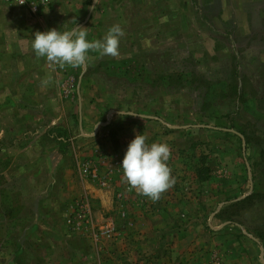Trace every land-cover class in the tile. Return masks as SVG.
<instances>
[{"label": "rangeland", "instance_id": "1", "mask_svg": "<svg viewBox=\"0 0 264 264\" xmlns=\"http://www.w3.org/2000/svg\"><path fill=\"white\" fill-rule=\"evenodd\" d=\"M115 24L83 66L31 46ZM140 133L170 147L156 201L120 167ZM0 264H264V0H0Z\"/></svg>", "mask_w": 264, "mask_h": 264}, {"label": "clouds", "instance_id": "2", "mask_svg": "<svg viewBox=\"0 0 264 264\" xmlns=\"http://www.w3.org/2000/svg\"><path fill=\"white\" fill-rule=\"evenodd\" d=\"M83 29L85 28L75 26L65 31L56 28L37 31L33 35L32 49L37 57H43L60 67L83 66L88 61L89 53L93 51L112 57L119 54L121 38L124 36V30L119 24L111 26L100 40L89 41L87 32ZM118 115L124 117L135 114L120 110ZM146 140L147 137L141 133L135 135L127 145L120 167L123 169L124 179L131 187L156 201L175 183L168 166L171 152L167 143L149 144Z\"/></svg>", "mask_w": 264, "mask_h": 264}, {"label": "built area", "instance_id": "3", "mask_svg": "<svg viewBox=\"0 0 264 264\" xmlns=\"http://www.w3.org/2000/svg\"><path fill=\"white\" fill-rule=\"evenodd\" d=\"M5 3L27 10L32 15H38L50 0H2Z\"/></svg>", "mask_w": 264, "mask_h": 264}, {"label": "trees", "instance_id": "4", "mask_svg": "<svg viewBox=\"0 0 264 264\" xmlns=\"http://www.w3.org/2000/svg\"><path fill=\"white\" fill-rule=\"evenodd\" d=\"M257 195H258V194L248 195V196H247L246 198H244L243 200L238 201V202L232 204L231 207H234V206H237V205H242V204L248 202L249 200L253 199V198L256 197Z\"/></svg>", "mask_w": 264, "mask_h": 264}, {"label": "crops", "instance_id": "5", "mask_svg": "<svg viewBox=\"0 0 264 264\" xmlns=\"http://www.w3.org/2000/svg\"><path fill=\"white\" fill-rule=\"evenodd\" d=\"M15 8H18V7H15ZM25 10V9H24ZM27 11V10H26ZM42 12V11H41Z\"/></svg>", "mask_w": 264, "mask_h": 264}]
</instances>
